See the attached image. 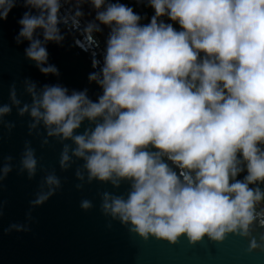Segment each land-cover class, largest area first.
Masks as SVG:
<instances>
[{
    "label": "clouds",
    "instance_id": "obj_1",
    "mask_svg": "<svg viewBox=\"0 0 264 264\" xmlns=\"http://www.w3.org/2000/svg\"><path fill=\"white\" fill-rule=\"evenodd\" d=\"M65 2L23 0L29 11L15 39L29 42L25 56L45 75H58L46 45L64 39ZM85 2L96 12L85 35L109 28L103 64L88 78L102 94L93 101L86 89H37L26 81L30 102L11 89L0 118L15 107L30 118V134L42 126L47 138H58L61 169L73 157L83 161L79 180L86 173L89 183L130 182L126 197L104 192L101 207L143 239L222 242L229 234L248 237L257 221L264 226V0H146L154 13L146 24L119 0H75L73 27ZM16 6L0 0V20ZM11 159L0 166V180L12 171ZM37 163L26 143L20 171L31 179ZM60 184L47 174L33 205ZM258 246L250 241V250Z\"/></svg>",
    "mask_w": 264,
    "mask_h": 264
},
{
    "label": "water",
    "instance_id": "obj_2",
    "mask_svg": "<svg viewBox=\"0 0 264 264\" xmlns=\"http://www.w3.org/2000/svg\"><path fill=\"white\" fill-rule=\"evenodd\" d=\"M79 10L82 16L73 27L75 0L63 3L60 15L68 19L59 27L64 39L59 44L46 45L48 64L58 69V75L42 74L25 56L29 42L18 44L15 39L20 31L18 21L29 11L23 7V0H17L6 20H0V105L10 103L13 88L22 103L30 102L25 93L26 81L37 89L46 85H61L69 92L86 89L93 101L102 94V89L88 78L103 64L109 29L101 26L100 31L86 36L84 29L96 12L87 2ZM94 61L99 62L96 68ZM30 124V118L19 116L15 107L0 118V166L7 157L12 158V171L0 180V264H264V244L260 241L264 226L258 221L248 237L229 234L222 242L204 237L193 244L183 235L174 244L151 236L141 238L130 230V225L105 214L101 207L104 192L126 197L130 182L122 181L119 187L111 182L89 183L86 173L83 181L77 179L76 172L82 171L83 161L73 157L70 166L61 169L64 144L58 138H47L42 126L30 134ZM88 126L85 121L78 132ZM26 143L35 150L38 162L31 179L20 171ZM52 172L59 177L60 187L44 203L34 206L43 178ZM83 200L91 201L92 207L82 209ZM252 239L259 246L250 250Z\"/></svg>",
    "mask_w": 264,
    "mask_h": 264
},
{
    "label": "trees",
    "instance_id": "obj_3",
    "mask_svg": "<svg viewBox=\"0 0 264 264\" xmlns=\"http://www.w3.org/2000/svg\"><path fill=\"white\" fill-rule=\"evenodd\" d=\"M115 2V0H113ZM120 3L126 4L134 9L137 13H139L142 17H146L143 19L141 23L146 24L149 22V19L152 17L153 10L146 5V0H119ZM170 22V21H166ZM174 27L178 29V25L174 24ZM244 173H242L238 178L243 179ZM264 187V186H262Z\"/></svg>",
    "mask_w": 264,
    "mask_h": 264
},
{
    "label": "bare ground",
    "instance_id": "obj_4",
    "mask_svg": "<svg viewBox=\"0 0 264 264\" xmlns=\"http://www.w3.org/2000/svg\"><path fill=\"white\" fill-rule=\"evenodd\" d=\"M91 6V5H90ZM109 29V28H108Z\"/></svg>",
    "mask_w": 264,
    "mask_h": 264
}]
</instances>
